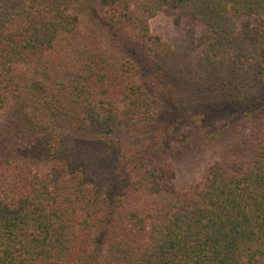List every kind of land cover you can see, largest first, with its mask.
Here are the masks:
<instances>
[{"label": "trees", "instance_id": "1", "mask_svg": "<svg viewBox=\"0 0 264 264\" xmlns=\"http://www.w3.org/2000/svg\"><path fill=\"white\" fill-rule=\"evenodd\" d=\"M233 127L178 188L182 135ZM0 264H264V0H0Z\"/></svg>", "mask_w": 264, "mask_h": 264}, {"label": "rangeland", "instance_id": "2", "mask_svg": "<svg viewBox=\"0 0 264 264\" xmlns=\"http://www.w3.org/2000/svg\"><path fill=\"white\" fill-rule=\"evenodd\" d=\"M148 25L151 33L159 36L170 47V70L176 72L180 79L189 80L199 50L193 47L192 40L198 35V27L191 29L184 23H174L172 18L164 13H157L149 20ZM235 132V127L223 134L217 129H212L206 134L193 136L189 142H185L186 136L182 135L179 142H184V145L178 146L172 161L175 185L184 188L200 180L205 165L215 157V151L220 143L234 136Z\"/></svg>", "mask_w": 264, "mask_h": 264}]
</instances>
